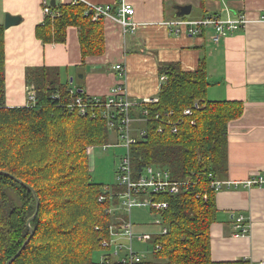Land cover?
<instances>
[{"label":"trees","instance_id":"obj_1","mask_svg":"<svg viewBox=\"0 0 264 264\" xmlns=\"http://www.w3.org/2000/svg\"><path fill=\"white\" fill-rule=\"evenodd\" d=\"M50 9L55 15H44L35 26L37 39L63 43L67 27L74 26L81 56L75 67L82 68L87 56L103 54L104 19H94L87 3H56ZM4 31L0 24V171L7 173H0V264L29 237L26 221L36 206L32 191L10 175L29 185L39 199L37 215L30 222L33 235L10 264H100L101 241L109 238L110 226L119 227V218H126L120 209L107 212L119 204V198L110 195L122 192L124 186L95 182L89 167V149L111 141L112 131L102 115L105 107L94 105L81 84L71 94L70 76L62 77L59 67L49 66L25 70V83L35 91L31 105L7 106ZM157 73L164 78L158 100L145 105L144 120L132 124L144 129L129 148L132 179L154 166L180 184L176 193L148 194L167 207L151 209L160 224L140 264H250L246 259L215 262L210 257V226L217 214L212 183L226 174L228 123L241 116L243 103L206 98L204 59L191 71L181 69L179 62H160ZM76 97L87 104L83 115L74 104ZM105 100L99 98L101 104ZM187 108L190 114L183 113ZM139 111L133 109L131 114L139 117ZM167 111L171 114L165 116ZM166 121L177 122L175 133ZM114 139L117 144L115 133ZM103 194L106 198L100 201Z\"/></svg>","mask_w":264,"mask_h":264},{"label":"crops","instance_id":"obj_2","mask_svg":"<svg viewBox=\"0 0 264 264\" xmlns=\"http://www.w3.org/2000/svg\"><path fill=\"white\" fill-rule=\"evenodd\" d=\"M41 1L0 0V24L7 13L21 17L20 23L4 31L7 106L27 104L26 68L59 67L62 77L70 76L73 89L81 84L88 96L101 97L120 81L112 66L122 63L129 98L138 102L156 97L160 62H179L181 69L191 71L204 59L209 81L206 98L243 103L241 116L228 123L227 171L219 180L225 183L215 194L217 214L210 226V257L215 262H264V188L242 183L264 168V0H81L97 5L131 4V21L136 25L134 32L123 33L118 22L105 18V51L87 56L82 68L75 67L81 56L74 26L67 27L63 43H43L34 36L35 26L44 18ZM72 1L55 0V4ZM175 5H191L189 14L196 9L192 17L183 16L187 19L242 14L246 23L215 44L211 26L203 27L198 35L171 31L166 22L177 18ZM238 215L249 225L245 235H236L234 218Z\"/></svg>","mask_w":264,"mask_h":264},{"label":"built area","instance_id":"obj_3","mask_svg":"<svg viewBox=\"0 0 264 264\" xmlns=\"http://www.w3.org/2000/svg\"><path fill=\"white\" fill-rule=\"evenodd\" d=\"M49 1L50 0L41 1L42 13L44 15L50 14L51 16H54L55 12L50 9ZM87 5L94 11V19L98 18L99 16H102L103 19L110 18L118 22L123 33L134 32L136 25L131 21V16L134 13V9L131 4L122 1L115 6L110 4L97 5L88 3ZM166 23L171 27V31L174 33H185L190 35H198L200 34L203 27L211 26L214 29L211 39L215 44H219L225 36L243 27L246 23V19L242 14L236 16L235 18L228 17L226 19H220L217 16H209L199 20L177 17L167 21ZM112 68L117 72L120 81L110 88L109 92L105 96L106 100L104 104L100 103L99 96H92L91 98L94 100V105H104L105 109L102 112V115L107 120L110 130L115 133L120 145L125 148V155L123 158H121L116 170V183L124 186V190L115 194L110 193L111 197L117 196L119 198V204L117 206L111 207L107 210V212L110 213L115 209H120L125 213L126 218H119L121 221L119 227L114 224L113 226H110L109 238L103 239L101 241L103 254L101 255L100 264H140L143 256L138 252H135L132 248L131 239L133 236V224H131L129 218H127V215L133 206L147 207L149 208L150 212L151 209L158 211L166 208V202L153 201L148 194L151 192L161 191L176 193L180 183L171 181L169 179L168 171L155 168L154 166L145 167L142 173L138 175L136 180L132 179V166L129 148L137 137H140L144 134L143 128H135L132 126V124L134 121L144 120V116L147 114L145 105L151 102H157L158 99L155 97L138 102L130 100L125 84L127 77L125 65L120 63L112 66ZM159 79L162 81L164 78L161 76ZM74 92L75 89H70L71 94ZM26 99V106L31 105L35 101V91L32 87L27 89ZM74 104L78 107L79 114L83 115L85 113L87 104L83 102L80 97L75 98ZM133 109L136 111L140 109L139 117H135L131 114ZM116 112L120 115L118 120L116 119ZM183 113L190 114L191 110L187 108ZM170 114L171 112L169 111L165 112V116ZM159 118V115L156 114L155 119ZM191 123H193V121H191ZM166 124H171V132H176V121H170V123L166 121ZM157 131L161 132L162 126H159ZM119 142L117 144H119ZM224 183L225 182L217 180L212 183V186L217 191ZM242 183L246 187L257 186L264 188V168L253 173ZM227 184H229V182ZM108 189V186L105 185L104 190ZM105 198L106 195L103 194L100 195L98 199L103 201ZM234 221L237 233L236 235H245L248 233L249 225L244 221L242 215H238L236 218H234ZM154 223L159 225L160 219L154 218ZM162 231L165 232V228H162ZM153 233H138L136 234V239L138 241H150ZM123 240H128L129 244L125 245ZM250 264H264V262H250Z\"/></svg>","mask_w":264,"mask_h":264},{"label":"rangeland","instance_id":"obj_4","mask_svg":"<svg viewBox=\"0 0 264 264\" xmlns=\"http://www.w3.org/2000/svg\"><path fill=\"white\" fill-rule=\"evenodd\" d=\"M196 12L194 8L193 13L187 15L192 17V14ZM142 52L145 50L142 48ZM111 141L106 146L91 147L88 152V161L91 171L92 179L97 183H116V170L121 158L125 155V148L119 144H116L114 139V133H110ZM131 224H133V233L131 244L135 252L142 253L149 248V241L136 239V234L141 232L153 233L158 227L154 223V216L147 207L133 206L131 207L129 214L127 215ZM125 245L129 244L128 240H123ZM103 251L97 254V259L100 262ZM96 257V256H95Z\"/></svg>","mask_w":264,"mask_h":264},{"label":"water","instance_id":"obj_5","mask_svg":"<svg viewBox=\"0 0 264 264\" xmlns=\"http://www.w3.org/2000/svg\"><path fill=\"white\" fill-rule=\"evenodd\" d=\"M49 5L54 6L55 0H50ZM174 9L176 10L175 15H174L175 17H183V16L188 15L190 13L191 5H175ZM20 22H21V17H19L17 15H10L7 13V14H5L3 25H4V28H8V27H10L12 25H16ZM0 173L7 174V173L2 172V171H0ZM10 176L12 178H14L15 180H17L22 185H25L26 187H28L32 191L34 198H35V201H36V206H35L34 213L26 221V225L30 230L29 237L24 241V243L22 244L20 249L11 258H9L6 261L5 264L12 263V261L20 254V252L23 249V247L25 246V244L29 241L30 237L33 235L34 229L30 226V222L36 217L38 209H39V199H38L37 195L35 194L34 190L29 185H27L23 181H21L20 179L15 178L13 175H10Z\"/></svg>","mask_w":264,"mask_h":264}]
</instances>
